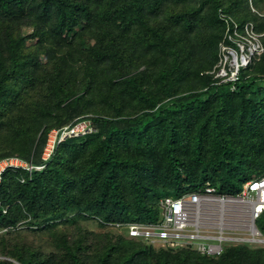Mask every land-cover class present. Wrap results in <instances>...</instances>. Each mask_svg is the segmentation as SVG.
<instances>
[{"label":"trees","instance_id":"trees-1","mask_svg":"<svg viewBox=\"0 0 264 264\" xmlns=\"http://www.w3.org/2000/svg\"><path fill=\"white\" fill-rule=\"evenodd\" d=\"M260 13L264 0H0V160L38 165L51 130L94 128L43 170L2 173L0 227L18 234L28 211L49 250L2 240L0 264H264V247L155 248L112 226L156 223L167 196L236 195L264 175V53L237 80L200 75L224 35L243 37L222 14L263 31ZM26 26L37 42L16 35ZM256 225L264 235V213Z\"/></svg>","mask_w":264,"mask_h":264},{"label":"built area","instance_id":"built-area-1","mask_svg":"<svg viewBox=\"0 0 264 264\" xmlns=\"http://www.w3.org/2000/svg\"><path fill=\"white\" fill-rule=\"evenodd\" d=\"M242 39H246V36ZM242 50L240 49V53H231L234 56L231 68L220 67L219 74L218 70L217 78H221V82L237 80L240 69L250 64L259 54L260 47L252 43L248 49L244 47ZM93 129L90 120L79 119L73 124L51 130L43 153L44 160H49L54 155L56 147L62 141L69 137L85 135ZM12 158L14 159L9 165L0 167V178L8 167H24L31 171L45 166H34L17 157ZM160 205L162 217L156 223L117 222L112 225L117 228L126 227L130 236L147 238L152 242L156 239L171 243L169 239L174 236L180 237L173 247L190 245L202 253L220 255L224 243L229 241L223 234L224 229L229 228L228 220L231 219L229 213L231 209L237 208L244 213V216L237 219V228L251 231L258 241L264 243V238L256 226L257 218L264 213V175L247 181L238 196L218 194L214 187L207 186L205 189L188 192L180 197L167 196L160 200ZM213 229H219L220 234H212Z\"/></svg>","mask_w":264,"mask_h":264},{"label":"rangeland","instance_id":"rangeland-1","mask_svg":"<svg viewBox=\"0 0 264 264\" xmlns=\"http://www.w3.org/2000/svg\"><path fill=\"white\" fill-rule=\"evenodd\" d=\"M253 10H255V8ZM220 13H221V11H220ZM260 15H261L260 16L261 18H264V13H262V14L260 13ZM220 17H221V15H220ZM222 18L226 22V26H227L226 31L228 30V32H230L229 30H233V29H234L235 33L237 30L239 32L240 31L239 26H241V27L243 26L242 31H244V32H240V33H241V36H246V39L241 38V40H238V39H234V37L230 35V40L228 41V40H226V37L224 35L223 38L221 39V41L219 42V45H218V51H217L218 60H217V62L213 65L212 68L202 70L200 72L201 76L213 74L215 77H217V75L219 73H221L219 70L220 67L223 68L224 66H226L227 68H231L230 64L233 66L232 60H234V56L231 53H234V52L240 53V49L242 50L244 47H246V49H248L249 45H251L252 43H256V45L260 47V52L257 56L254 57V59L250 62V64H252L255 60H258L264 53V42H263L264 30L263 31L258 30L256 22L249 20V21H246L244 24L240 25V23L237 22L236 20L235 21L233 20V22H231L230 18L232 19V17H230L226 14H222ZM228 20H230V21H228ZM259 21H261V20H259ZM230 23L233 24L234 26L232 27L230 25ZM15 33L18 37L25 35L28 43H35L40 39V35L31 34L32 29L30 27H27V26L26 27H17L15 29ZM237 36L239 37L240 35L237 34ZM204 38L205 37H202V39H204ZM37 61L43 62L44 59L41 57H38ZM218 70H219V72H218ZM217 72H218V74H217ZM67 76H69V73L67 74ZM90 109L91 108L86 109V110H83V109L78 110V114L75 111V113H76L75 115H76V117H80V116L83 117L84 115H89L91 113ZM42 155H43V153H42ZM12 157H16V156H10L9 157L10 159H6V160H5V158L0 160V163H1L0 167L9 165V163H11L14 159ZM26 214H27L26 223H22L23 221H20V223L23 225V227L20 223L17 226L18 228L16 230L17 231L21 230L18 234H15L14 232H12L13 229H11L9 227H6V226L0 227V241L3 240L2 244L5 242L10 243V244H15V246L18 249H25L26 251L30 250V252H31V250H36V247H38V246L42 247L41 250L48 251L49 246H48V241H47L46 237L39 234V233H35V232L31 231V229L33 228V226L29 224L31 217H30V214L28 211H26ZM229 215L231 216L230 217L231 219L228 220V227L229 228H225L224 232H223L224 236H226L227 239L229 240L228 243H230V244H226V245L236 246L235 244H240V243L244 242V243H248L253 248L264 247V243L258 241L257 237H255L251 233V231L237 228V226H236V223L238 221L237 219H240L242 216H244V213L242 212L241 209H239V210L237 208L231 209V213H229ZM141 223H145V222L142 221ZM90 227L92 228V230L94 229V231H96V232L97 231L99 232L101 230L103 231V229H100L99 226H93V225L91 226L90 225ZM213 230H214V232L212 234H214V235L220 234L219 229H213ZM105 231H106V228L104 229L103 232H105ZM111 231H113V230H111ZM120 231H122L125 236H128L126 227L120 228ZM179 238L180 237L174 236L172 239H169V241H171V243L160 242V241L154 239L153 246H155V248L173 247V245H175L179 241ZM185 246H187V245L180 246V247H185ZM0 247H1V243H0ZM0 257L5 258L3 256H0ZM6 257H7V259L9 258V260H11V261H14L17 264H20L19 262H17L13 258H11L9 256H6Z\"/></svg>","mask_w":264,"mask_h":264},{"label":"clouds","instance_id":"clouds-1","mask_svg":"<svg viewBox=\"0 0 264 264\" xmlns=\"http://www.w3.org/2000/svg\"><path fill=\"white\" fill-rule=\"evenodd\" d=\"M57 148V147H56ZM44 150H45V148H44ZM55 152H56V150H55ZM43 153H44V151H43ZM55 154V153H54ZM54 156V155H53ZM52 156V157H53ZM52 157L49 159V160H44V158H43V155H42V160H43V162L42 163H40V164H38V165H34L32 162H28V161H25L24 159H22L23 161H25V162H28V163H31L32 165H34V166H42V165H45L43 168H41V169H32V170H43V169H45L46 168V166H47V164L50 162V160L52 159ZM7 158H9V157H7ZM7 158H5V159H7ZM18 158V157H17ZM20 159V158H19ZM17 168H23V169H26V168H24V167H17ZM31 170V171H32ZM5 171V170H4ZM3 171V172H4ZM261 177V176H260ZM1 178H2V175H1ZM1 178H0V181H1ZM255 178V177H254ZM258 178V177H257ZM250 179H252V178H250ZM250 179H248L247 181H249ZM247 181H245L244 183H243V185H242V189H243V186H244V184L247 182ZM213 187V186H212ZM242 189H241V191H242ZM240 191V192H241ZM240 192L238 193V194H236V195H233V194H224V195H231V196H238L239 194H240ZM216 193H218V192H216ZM218 194H221V193H218ZM135 222V221H134ZM115 223H117V222H115ZM119 223H121V222H119ZM125 223H130V222H125ZM124 223V224H125ZM257 226V225H256ZM258 228V227H257ZM120 229V228H119ZM260 231V230H259ZM261 232V231H260ZM262 234V233H261ZM128 237H131V238H138V237H132V236H130L129 234H128ZM262 237L264 238V235L262 234ZM226 244H230V243H228V242H225L224 243V246L226 245ZM224 248V247H223ZM1 258V257H0Z\"/></svg>","mask_w":264,"mask_h":264}]
</instances>
